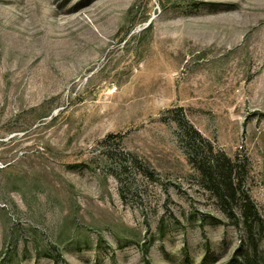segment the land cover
Listing matches in <instances>:
<instances>
[{
    "label": "rangeland",
    "instance_id": "obj_1",
    "mask_svg": "<svg viewBox=\"0 0 264 264\" xmlns=\"http://www.w3.org/2000/svg\"><path fill=\"white\" fill-rule=\"evenodd\" d=\"M0 264H264V0H0Z\"/></svg>",
    "mask_w": 264,
    "mask_h": 264
},
{
    "label": "trees",
    "instance_id": "obj_2",
    "mask_svg": "<svg viewBox=\"0 0 264 264\" xmlns=\"http://www.w3.org/2000/svg\"><path fill=\"white\" fill-rule=\"evenodd\" d=\"M195 132H196V134L198 135V137H199V141H201V142H203V143H206L207 144V146H209L210 147V145H209V143H208V141L206 140V139H204L203 137H202V135L198 132V131H196L195 130ZM222 159H225V161H224V163H221L220 162V156H215V160L213 161V165L211 164V163H209V165H210V167L213 169H215L216 168V170H219L220 172L221 171H223V168H224V166H225V162H227L229 165L231 164L230 162V159H228V158H226V157H223ZM221 169V170H220ZM204 170V169H203ZM203 170H201V171H203ZM230 180L232 181V179H231V177H230ZM232 183H233V181H232ZM245 201H244V203H245V207H244V209H243V211H242V216L244 217V219L247 221V219L249 218V216H248V214H247V212H248V209H252L253 211H255L256 213H258V211H257V209H256V207H255V205L253 204V202L251 201V199H250V197L249 196H245L244 198H243Z\"/></svg>",
    "mask_w": 264,
    "mask_h": 264
}]
</instances>
